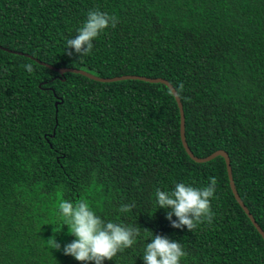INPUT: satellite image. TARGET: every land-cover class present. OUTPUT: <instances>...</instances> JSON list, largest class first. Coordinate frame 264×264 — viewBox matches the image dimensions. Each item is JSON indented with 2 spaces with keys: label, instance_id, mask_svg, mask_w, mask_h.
Wrapping results in <instances>:
<instances>
[{
  "label": "trees",
  "instance_id": "16d2710c",
  "mask_svg": "<svg viewBox=\"0 0 264 264\" xmlns=\"http://www.w3.org/2000/svg\"><path fill=\"white\" fill-rule=\"evenodd\" d=\"M93 9L119 23L79 57L66 41ZM39 62L160 78L176 92L182 84L190 151L228 154L238 196L264 232V0H0V264H80L63 253L75 237L59 203L81 199L105 222L141 229L104 264H144L151 235L181 243L180 264H264V240L231 192L224 159L196 163L185 152L167 86L102 83ZM29 63L31 74L21 67ZM212 178L213 223L173 228L156 190Z\"/></svg>",
  "mask_w": 264,
  "mask_h": 264
},
{
  "label": "clouds",
  "instance_id": "9594fccd",
  "mask_svg": "<svg viewBox=\"0 0 264 264\" xmlns=\"http://www.w3.org/2000/svg\"><path fill=\"white\" fill-rule=\"evenodd\" d=\"M118 23L115 15L98 9L90 10L85 22L77 30V35L66 41V49L74 50L79 57L89 56L93 52V41L106 29H114ZM67 54L72 55V51ZM21 67L29 74L34 71L30 63ZM182 90L181 84L176 92L177 97ZM216 186L215 178L202 188L178 182L172 190L157 189L155 196L159 208L170 210L167 211L166 218L173 228H187L189 232H193L204 223H213L211 200L215 197ZM133 207L134 205H121L119 211L129 213ZM59 215L63 219V226L66 225L69 234L75 237L71 243L64 246L63 253L73 257L80 264H104L105 261H112L118 253L135 245L137 237L141 235L138 226L105 222L85 199L75 203L61 200ZM173 216L177 219L173 220ZM150 238L152 242L146 244L142 256L144 264H180L181 259L187 255L179 242L159 235H151ZM48 242L54 249L60 250V245L54 239Z\"/></svg>",
  "mask_w": 264,
  "mask_h": 264
},
{
  "label": "water",
  "instance_id": "95a60500",
  "mask_svg": "<svg viewBox=\"0 0 264 264\" xmlns=\"http://www.w3.org/2000/svg\"><path fill=\"white\" fill-rule=\"evenodd\" d=\"M19 54H21V53H19ZM39 63L41 65H43V66H46L50 70L57 72L60 75H63L64 73H76V74H80L82 76H85V77H87V78H89L91 80H94V81H97V82H102V83H110V82H115V81L135 79V80H141V81H145V82H149V83H161V84L167 86L169 88V90L171 91L172 95L174 96V99H175V101L177 103V106H178V109H179V113H180L179 134H180L181 143H182V146H183L185 152L190 157V159H192L196 163H205V162H208V161H210V160H212V159H214V158H216L218 156L222 157L224 159L231 192H232L236 202L238 203V205L244 211V213L246 214V216L248 217V219L250 220V222L252 223L254 228L257 230V232L260 234V236L264 240V232H263V230L259 227V225L255 221L253 216L250 214V212L247 209V207L243 204V202L241 201V199L238 196V193H237V191L235 189V185H234L233 178H232V170H231L230 160H229L228 154L225 151H223V150H217V151H215L214 153L210 154L207 157L198 158V157H195L192 154V152L190 151V149H189V147L187 145L186 139H185V119H184V113H183L182 104H181V102L179 100V97H177V95H176V91L173 89V87L167 81H165L163 79H160V78L150 79V78L140 77V76H120V77H112V78H100V77H96L94 75H91V74H89V73H87L85 71H81V70H77V69L55 68V67L49 66V65H47L45 63H42V62H39ZM59 103L60 102L55 103V107H57V104H59Z\"/></svg>",
  "mask_w": 264,
  "mask_h": 264
}]
</instances>
